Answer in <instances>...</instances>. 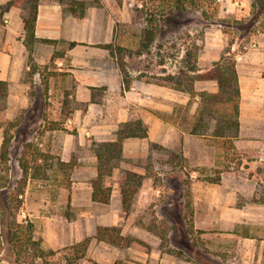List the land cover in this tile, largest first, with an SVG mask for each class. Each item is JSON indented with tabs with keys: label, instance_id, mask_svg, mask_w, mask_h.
Here are the masks:
<instances>
[{
	"label": "rangeland",
	"instance_id": "rangeland-1",
	"mask_svg": "<svg viewBox=\"0 0 264 264\" xmlns=\"http://www.w3.org/2000/svg\"><path fill=\"white\" fill-rule=\"evenodd\" d=\"M45 1L60 5L59 0H41L40 3L43 5ZM83 1L88 5L84 17L77 18L68 11L64 12V17L72 23L69 40L85 38L90 45L88 52L94 56L102 53L98 44L111 43L114 54L110 57L118 64L120 73L123 64L122 74L127 82L131 85L138 81L163 85L169 93H174L171 89L188 91L192 84L190 78L198 75L189 72L186 61L187 54L194 53L196 47L198 58L204 46L211 45V42H223L224 49L233 42L237 49H241V45L248 46L261 35L264 38L263 31L241 39L237 29L231 26L233 20L251 16L252 0H195L194 4L171 16L167 13L173 5L155 0ZM68 3L65 1L66 8ZM4 6H0V10ZM167 16V23L162 22ZM150 18L155 20L149 25ZM156 25L158 34L148 41L147 31ZM69 43L68 40H60L57 50L65 51ZM55 69L56 65L51 63L50 72ZM182 70L187 73L186 80L181 79ZM39 72L46 73L47 69L40 67ZM31 78L29 73L27 80L30 82ZM32 96L33 104L27 113H22L23 118L18 117L8 123H17V127L13 129L16 137L11 141L10 170L8 174H2L6 179H0L2 204H9L8 196L17 189L22 175L18 158L29 137L30 127L36 130L38 125H33V122L43 114V90H33ZM195 101L191 99L187 105L175 104L173 111L165 117L182 130L189 131L198 114L199 105L196 106ZM75 105L78 104L72 99L69 107ZM208 132L211 134L212 130ZM205 142L211 149L203 154L202 167L190 159L187 163L176 159V167L173 168L169 161L170 151L165 148L150 147L149 155L123 158L113 175L105 180L112 190L120 193L118 181L128 171H142L144 178L130 210L116 226L110 220L105 225L106 222L95 219H101L104 211L109 209L107 207L118 208V195L114 194L110 206H104L89 202L86 192L81 189L74 197L76 205L70 206L72 189L69 174L55 166L48 170L47 179L28 181L18 218L32 221L34 238L41 241L44 250L56 251V255L50 257V264H66L63 255L70 251L62 249L78 243H73L75 238H81L80 241L90 239L85 257L75 264H122L127 260L142 263L140 249L150 253L151 245L156 243L164 253L189 264H246L248 260L253 264H263L264 149L244 151L240 148L225 152L222 141L207 139ZM48 163L54 164L55 161ZM43 167L45 169V165ZM230 197L232 200L228 199ZM221 198L225 204L221 208L231 211V215L223 214L222 218L213 214L206 216L204 212L208 210V202ZM215 208L219 213L221 208ZM195 210L200 214L198 221H195ZM218 216L219 221L213 219ZM98 222L103 224L97 225ZM191 226L194 230L190 235L188 229ZM99 227H119L124 232V240L118 246L106 241L101 243L103 240L95 238ZM6 234L10 235V231ZM159 234H163L166 240H162ZM142 239H147L149 244ZM55 240L60 244L55 245ZM141 244L148 248H140ZM129 245L132 247L130 252L127 250ZM247 250L254 254H246ZM2 257L9 258V253H3ZM40 263L38 260L37 264Z\"/></svg>",
	"mask_w": 264,
	"mask_h": 264
},
{
	"label": "crops",
	"instance_id": "crops-1",
	"mask_svg": "<svg viewBox=\"0 0 264 264\" xmlns=\"http://www.w3.org/2000/svg\"><path fill=\"white\" fill-rule=\"evenodd\" d=\"M8 1L10 0H0V6ZM64 15L62 7L58 4L46 1L43 5L39 4L35 26L36 37L57 40L58 43L65 39L69 42L75 41L76 45L67 46V49L62 51L63 57L54 61L55 71L50 72L52 57L59 44L37 41L33 45L32 57L37 66L47 69V72L33 74L30 82L27 80L30 65L28 64L29 53L24 45L23 11L21 8L10 7L3 12V15H0V81L7 84L5 97L0 99V146L7 133L13 134L11 141L15 139L16 134L13 129L17 126L7 130V124L29 111L33 104V90L41 89L44 92L46 89L43 114L40 119L33 122V125H38V128L33 130L30 127V134L26 141L34 142L42 152L57 156L65 163L70 162L72 153L75 151V141L78 142L80 150L75 151L78 154L77 165L69 175L72 189L70 206L76 205L74 197H77L76 194L81 189L86 192L89 202H92L90 181L96 176L97 158L87 154V145L90 140L113 141L116 139V130L119 125L130 120H142L148 128V136L143 139H125L123 158L149 155L150 145L157 144L170 153L180 154L185 163L190 159L192 163L196 162L197 166L202 167L203 154L211 149L205 141L207 139L222 140L212 136L210 132L201 136L192 134L191 129L186 132L165 117V114L173 111L175 104L187 105L191 99H195V105L198 106L199 97H192L189 92L181 89H171L174 93H169L166 86L145 81L132 84L128 91L123 90L119 66L110 57L109 50L100 48L101 55L94 56L88 52L90 45L85 38L69 40L72 23ZM255 42L257 48L245 52L237 51L235 44L232 46V50L240 56L236 59L240 88L239 132L233 143L235 149L242 148L244 151L264 149L263 35L259 36ZM223 50V42L206 44L197 58L198 70L193 74H204L210 71L214 63L220 60ZM42 78L46 79L47 86L43 84ZM194 89L216 93L219 87L216 80L197 79L194 81ZM69 98L78 105L69 107L72 103V99ZM55 125L59 128H53ZM74 131L76 134L73 133ZM118 192L113 189L110 202L102 204L110 206L116 194L119 196L118 208L113 210L107 207L109 209L104 211L101 219H95V221L101 220L108 225L107 222L110 220L113 226H116L125 218L121 194ZM140 194L141 190L138 196ZM228 199L232 200L231 197ZM222 200V198L219 201L211 199V202L207 204L208 210L204 214L219 215L220 218L223 214L231 215V211L221 208L225 205ZM216 206L221 208L219 213L216 211ZM236 210L240 209L236 208ZM194 214L195 221H198L197 216L200 215L198 210H195ZM219 216L213 219L219 221ZM102 222H98L97 225L103 224ZM121 235L124 236L123 231ZM245 238L251 240L247 236ZM80 240L81 238H75L73 243ZM142 240L149 244L147 239ZM54 243L60 244L58 240ZM151 246L150 253L140 249L142 263L127 260L122 264H189L171 254L164 253L158 243ZM146 247V245H140V248ZM130 249L132 250V247L127 246L128 252ZM251 252L247 250L246 254L249 255ZM246 262V264H253L249 260Z\"/></svg>",
	"mask_w": 264,
	"mask_h": 264
},
{
	"label": "trees",
	"instance_id": "trees-1",
	"mask_svg": "<svg viewBox=\"0 0 264 264\" xmlns=\"http://www.w3.org/2000/svg\"><path fill=\"white\" fill-rule=\"evenodd\" d=\"M65 1H68L67 8L65 7ZM144 1V0H139ZM163 2L167 5H173L172 10L168 12L170 16L176 11H183L185 8L194 4L195 0H155ZM41 0H10L4 8L0 10V15L10 7H17L23 10L24 21V45L29 53L28 64L30 65V74L33 75L39 72V67L35 63L32 57L33 45L41 40L56 45L57 40L38 39L35 35V26L38 15V7ZM62 6L63 12L68 11L71 15L77 18L85 16L88 5L83 0H59ZM251 16L248 19H235L231 22V26L236 28L239 34V38H249L255 35L257 32L264 31V0H252L251 2ZM174 10V11H173ZM169 17H165L162 22L167 23ZM171 18V17H170ZM155 19L150 18L148 24L150 25ZM158 20V19H156ZM261 22V25H260ZM260 25L258 27L257 25ZM158 25L151 27L147 31V40L151 41L158 34ZM76 42H70L69 46L73 47ZM233 42L224 49L219 61L214 63L213 68L204 74H198L190 78L192 82L187 92L192 97H199L198 114L191 128V133L194 135H205L211 129V135L220 138L222 140V147L226 151L232 149L235 150L234 139L239 132V105H240V88L239 78L236 70V54L237 52L232 50ZM97 47L109 50L113 55V49L111 43L98 44ZM147 47V46H145ZM237 49L239 52H245L244 46H240ZM197 49L194 53L187 54V64L189 65V72H196L197 67ZM63 57V53L56 50L52 57V63L58 58ZM187 65V66H188ZM121 76L123 80V90L128 91L131 84L125 80L122 72H124V66L121 64ZM181 79L186 80L187 73L181 71ZM169 80H173V77H169ZM197 79H212L218 83V92L209 93L207 91H196L194 89V81ZM181 80V84L183 83ZM43 84L47 86L46 79L43 80ZM6 83L0 81V99L5 97ZM184 90V89H183ZM47 90L44 89V94ZM94 100V99H93ZM67 104V102H66ZM66 104L64 106L66 107ZM68 116V115H67ZM23 117H21L22 119ZM24 120V119H23ZM17 123L8 124L7 130L12 127H16ZM53 128H59L57 125ZM76 134V131L73 132ZM12 133L5 134L3 143L0 146V179H4V173L9 172L10 161V148ZM148 128L145 123L140 120H130L119 125L116 130V139L113 141H97L91 139L87 145V154L96 156V176L90 181L92 187L91 199L93 202L100 204H108L111 198L112 187L105 183V180L110 178L115 170L118 168L120 162L123 159V142L128 138H147ZM75 151L80 150V146L75 141ZM150 147L161 148L157 144H151ZM73 151L71 160L68 163L62 162L57 156L50 155L42 152L39 147L32 141H27L23 145V150L18 158V164L22 170V175L17 183V189L11 195H7L10 199L9 204H2L0 202V264H37L38 260H41L40 264H50V257L56 255L54 250H44L41 247V241L34 238V225L28 218L19 219V214L23 206L22 196L25 192V187L31 179H47L48 170L53 169L55 166L58 170L65 173L73 171L77 165L78 154ZM170 163L173 168L176 167V159H181L180 154L171 152ZM50 160H54L55 163H48ZM45 165V169L43 167ZM150 174V171L147 170ZM144 176L140 173L128 171L118 181V188L121 193L122 209L127 214L130 210L134 196L140 189ZM6 179V178H5ZM216 182V181H215ZM1 185V184H0ZM190 206V205H189ZM192 211V209H191ZM10 217V219H9ZM154 230V229H153ZM189 234L193 232V226L188 229ZM10 231V235L6 233ZM162 240H166L163 234H159ZM95 238L97 240H103L114 245H120L124 240L121 235L119 227H99L96 230ZM90 239L87 238L83 241L67 246L62 250L65 252L70 251L69 254L64 253L63 258L66 264H75L77 261L85 257L86 249ZM9 253V258L4 259L3 253Z\"/></svg>",
	"mask_w": 264,
	"mask_h": 264
},
{
	"label": "built area",
	"instance_id": "built-area-1",
	"mask_svg": "<svg viewBox=\"0 0 264 264\" xmlns=\"http://www.w3.org/2000/svg\"><path fill=\"white\" fill-rule=\"evenodd\" d=\"M257 48V43L255 41H252L248 46H244V50H250V49H255ZM240 56H236V59H239Z\"/></svg>",
	"mask_w": 264,
	"mask_h": 264
}]
</instances>
